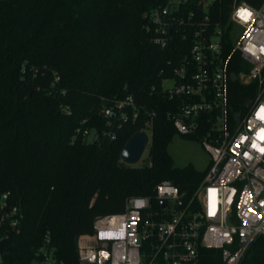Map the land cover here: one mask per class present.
<instances>
[{
	"label": "trees",
	"instance_id": "trees-1",
	"mask_svg": "<svg viewBox=\"0 0 264 264\" xmlns=\"http://www.w3.org/2000/svg\"><path fill=\"white\" fill-rule=\"evenodd\" d=\"M159 1L0 0V190L25 214L0 244L5 264H31L47 242L59 261L78 264L77 240L97 217L122 212L131 196H152L162 181L191 195L204 179L207 169L176 166L169 152L179 132L168 115L179 101L162 83L175 75L177 47L161 48L144 26ZM232 89L234 102L245 97ZM130 95L137 119L131 107L127 120L104 115ZM150 119V163L123 162L125 144ZM79 128L101 135L73 141ZM203 260L225 264L219 250ZM239 264H264V236Z\"/></svg>",
	"mask_w": 264,
	"mask_h": 264
},
{
	"label": "built area",
	"instance_id": "built-area-1",
	"mask_svg": "<svg viewBox=\"0 0 264 264\" xmlns=\"http://www.w3.org/2000/svg\"><path fill=\"white\" fill-rule=\"evenodd\" d=\"M242 9L250 13L247 20L238 15ZM144 17L155 44L177 47V64L169 62L175 75L162 83L179 101L178 111L168 116L179 134L204 132L200 141L210 164L191 195L165 180L152 196H131L122 212L97 217L93 232L77 240L78 264H207L206 250H219L225 264H239L264 236V120L257 116L264 107V0L258 6L243 0H161ZM168 79L172 87H165ZM233 84L244 88L241 101L232 98ZM128 107L137 119L132 95L106 106L104 115L127 120ZM152 124L148 120L143 130ZM96 132L79 128L72 140L82 136L90 142ZM24 218L20 204L0 190V244L20 231ZM31 264L65 263L47 242Z\"/></svg>",
	"mask_w": 264,
	"mask_h": 264
},
{
	"label": "rangeland",
	"instance_id": "rangeland-1",
	"mask_svg": "<svg viewBox=\"0 0 264 264\" xmlns=\"http://www.w3.org/2000/svg\"><path fill=\"white\" fill-rule=\"evenodd\" d=\"M174 80H165V87H172ZM147 132L151 136V129H147ZM151 142V141H150ZM169 152L173 156L176 166L182 167L189 163H192L197 169L205 170L210 164V155L205 150L202 142L196 140L186 139L180 134L174 136L172 142L169 145ZM150 163V146L147 147L142 158L134 164L135 166H141Z\"/></svg>",
	"mask_w": 264,
	"mask_h": 264
},
{
	"label": "water",
	"instance_id": "water-1",
	"mask_svg": "<svg viewBox=\"0 0 264 264\" xmlns=\"http://www.w3.org/2000/svg\"><path fill=\"white\" fill-rule=\"evenodd\" d=\"M100 135L101 132L97 131L93 141H97ZM150 141L151 137L145 130L137 131L122 149L121 160L130 165L136 164L142 158Z\"/></svg>",
	"mask_w": 264,
	"mask_h": 264
},
{
	"label": "snow or ice",
	"instance_id": "snow-or-ice-1",
	"mask_svg": "<svg viewBox=\"0 0 264 264\" xmlns=\"http://www.w3.org/2000/svg\"><path fill=\"white\" fill-rule=\"evenodd\" d=\"M238 15L241 16L242 19L247 20L248 16L250 15V13L247 12V10H240V12L238 13ZM258 118L264 120V107H262L258 113H257ZM260 139L264 140V129L260 130L259 133ZM239 147V145H237ZM254 148L257 147V145L255 143H253L252 145ZM261 152H264V148L259 149ZM244 155H247V153H245ZM250 211H253L252 209H249Z\"/></svg>",
	"mask_w": 264,
	"mask_h": 264
}]
</instances>
